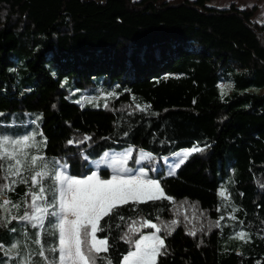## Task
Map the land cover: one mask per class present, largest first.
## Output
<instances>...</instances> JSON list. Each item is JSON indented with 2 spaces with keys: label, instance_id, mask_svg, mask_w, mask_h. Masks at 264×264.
Here are the masks:
<instances>
[{
  "label": "trees",
  "instance_id": "1",
  "mask_svg": "<svg viewBox=\"0 0 264 264\" xmlns=\"http://www.w3.org/2000/svg\"><path fill=\"white\" fill-rule=\"evenodd\" d=\"M256 10L212 0H0V132L23 134L33 125H5L12 112L22 121L20 111L30 112V122L39 117L43 154L64 158L77 177L90 174V161L107 150L133 147L130 166L145 150L161 165L149 174L175 203L124 214L127 223L181 222L158 264H264V19L253 20ZM19 45L30 53L26 91L8 71ZM222 84L232 85L223 99ZM109 92L117 96L105 101ZM137 104L150 107L141 112ZM85 136L91 139L79 143ZM193 146L204 151L169 175L162 157ZM222 187L239 209L236 220L228 219L230 207L217 211ZM25 191L20 184L8 196L19 202ZM240 220L249 242L229 239ZM127 223L110 221L97 234L109 237L113 264L129 249L119 238ZM13 224L0 227L5 246L15 239ZM193 228L196 235L187 234ZM5 259L0 251V264Z\"/></svg>",
  "mask_w": 264,
  "mask_h": 264
},
{
  "label": "snow or ice",
  "instance_id": "2",
  "mask_svg": "<svg viewBox=\"0 0 264 264\" xmlns=\"http://www.w3.org/2000/svg\"><path fill=\"white\" fill-rule=\"evenodd\" d=\"M218 87L223 99L227 94L225 89H230L232 85ZM116 96L117 93L109 92L102 98L107 101ZM104 107H108L107 103ZM149 107L136 105L141 112ZM38 119L31 121L37 125L36 128L23 134L0 133V227L7 228L17 221L35 230L29 233L25 227L9 246L0 243V251L6 257L3 264H12V261L15 264H113L109 255L113 245L109 237L105 235L101 238L97 234L108 231L110 221L127 223L126 211L138 213L140 205L149 203L156 205L161 202L162 205L167 201L174 204L175 198L165 192L160 180L150 178L144 168L128 166L133 151L131 147L120 155L105 152V159L97 162L95 169H90V174L86 176L70 175L67 161L50 159L43 154L47 138L39 130ZM90 139V136H85L79 143ZM68 143L75 142L69 140ZM203 151L204 148L193 146L175 153L178 160L172 164L168 174L175 175L176 170L192 155ZM143 158L142 155L141 160ZM141 160H134L133 163L139 164ZM102 168L110 170L108 178L101 175ZM20 184L26 186V191L22 201L13 202L8 193L14 192ZM218 195L223 203L217 211L230 207L228 219L236 220L235 213L239 209L230 203L227 188L222 187ZM22 206V214H13V210L20 213ZM160 219L159 215L155 216V220ZM184 220L192 222L187 216ZM224 220V215L219 216L214 226L222 228ZM180 223L171 219L158 225L152 219H132L119 237L129 245V249L117 264H158V258L168 253L165 240ZM244 224L240 220L239 227L229 239L249 242L251 234ZM115 227L119 228L120 224ZM143 229L154 231L145 234ZM9 231L15 233L17 229L13 227ZM199 231H204V227L201 226ZM196 233L195 228L187 232L193 236Z\"/></svg>",
  "mask_w": 264,
  "mask_h": 264
},
{
  "label": "rangeland",
  "instance_id": "3",
  "mask_svg": "<svg viewBox=\"0 0 264 264\" xmlns=\"http://www.w3.org/2000/svg\"><path fill=\"white\" fill-rule=\"evenodd\" d=\"M212 3H213V5H215L217 7H226L230 4H235L238 7H251L253 5H256L257 10L253 16V20H255L257 22H261L264 19V0H212ZM9 55L15 60L14 65L12 67L8 68V71L11 72L15 76V85L23 91L29 90L30 89L29 86L31 85L33 78H32V75L30 74V72L28 71L25 62H26L27 58L29 57L30 53L22 45H19L16 49L11 50ZM80 99L82 102L85 101L84 97H81ZM20 112H24L26 114L24 121H22V118L17 119L15 117V112H12L10 114V116L7 117L9 120V123L6 122L4 124L5 125L6 124L17 125L18 124L17 120L21 121L19 124L26 125V124L31 123L30 118H29L30 112H28V111H20ZM0 113L5 114V112H3V111H0ZM0 116H2V115H0ZM5 118H6V116H4V120H5ZM33 120H36V119H33ZM36 126H37L36 124H33L28 131H31L32 129L36 128ZM8 134H11V133H8ZM130 147H126V148L121 149V150L110 149V150H107L105 152H108L110 154L114 153L116 155H120L126 149H128ZM131 148L133 150V147H131ZM185 149H188V148L180 149V150L176 151L175 153L182 152ZM175 153H172L169 156H163L162 157V161H163V164H164V167H165V170L167 173H169V170L171 169L172 164L177 162V160H178V157L175 156ZM103 154L99 158L91 160V166L94 169L96 167L97 162L105 159ZM147 154H150V153L145 151V150H142V149L137 150L136 160H141L142 155L144 156L143 160H141V163H139V164H134L133 166L128 165V166L129 167H135V168H141L142 167L148 172V176L150 178H152V176L149 174V169H152L151 171L153 173H155L158 169L161 168V165H160V162L157 158L152 160L151 159L152 155L151 154L147 155ZM46 157L50 158V159H59L61 161H65L64 158H58L56 156H46ZM75 177H77V176H75ZM22 212H23V207L21 208L20 213H16V210H13V214H22ZM13 227H15L17 229V232H15L13 234V236H15L14 238H16L19 235L20 231L27 226L20 224L17 221H14L12 228ZM145 234H147V233H145Z\"/></svg>",
  "mask_w": 264,
  "mask_h": 264
},
{
  "label": "crops",
  "instance_id": "4",
  "mask_svg": "<svg viewBox=\"0 0 264 264\" xmlns=\"http://www.w3.org/2000/svg\"><path fill=\"white\" fill-rule=\"evenodd\" d=\"M90 163H91V161H90Z\"/></svg>",
  "mask_w": 264,
  "mask_h": 264
}]
</instances>
